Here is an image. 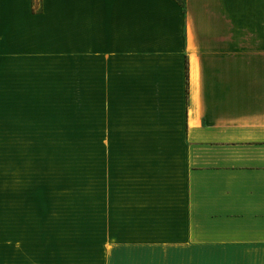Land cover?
<instances>
[{
	"label": "crops",
	"instance_id": "0c3cea01",
	"mask_svg": "<svg viewBox=\"0 0 264 264\" xmlns=\"http://www.w3.org/2000/svg\"><path fill=\"white\" fill-rule=\"evenodd\" d=\"M58 63L123 142L106 264H264V0H0V108L40 109Z\"/></svg>",
	"mask_w": 264,
	"mask_h": 264
},
{
	"label": "rangeland",
	"instance_id": "374dc122",
	"mask_svg": "<svg viewBox=\"0 0 264 264\" xmlns=\"http://www.w3.org/2000/svg\"><path fill=\"white\" fill-rule=\"evenodd\" d=\"M57 65L50 92L30 104L40 109L0 108V264H106L100 250L117 244L93 205V177L98 185L99 153L123 142L76 108L74 75Z\"/></svg>",
	"mask_w": 264,
	"mask_h": 264
},
{
	"label": "trees",
	"instance_id": "16d2710c",
	"mask_svg": "<svg viewBox=\"0 0 264 264\" xmlns=\"http://www.w3.org/2000/svg\"><path fill=\"white\" fill-rule=\"evenodd\" d=\"M178 2L182 5L183 8H185V0H178Z\"/></svg>",
	"mask_w": 264,
	"mask_h": 264
}]
</instances>
